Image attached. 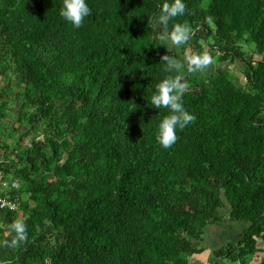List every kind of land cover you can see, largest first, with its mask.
Here are the masks:
<instances>
[{
  "label": "trees",
  "instance_id": "1",
  "mask_svg": "<svg viewBox=\"0 0 264 264\" xmlns=\"http://www.w3.org/2000/svg\"><path fill=\"white\" fill-rule=\"evenodd\" d=\"M88 2L77 28L63 0H0V170L19 185L4 193L17 208L0 209V259L189 264L226 203L248 225L210 264H264V0H185L170 28L192 35L170 51L153 24L164 0ZM205 51L204 73L183 79L196 119L164 148L161 57ZM16 220L28 238L4 245Z\"/></svg>",
  "mask_w": 264,
  "mask_h": 264
},
{
  "label": "clouds",
  "instance_id": "2",
  "mask_svg": "<svg viewBox=\"0 0 264 264\" xmlns=\"http://www.w3.org/2000/svg\"><path fill=\"white\" fill-rule=\"evenodd\" d=\"M186 10L185 0H164L158 16L153 17V24L160 32V40L167 41L169 51L173 46H180L187 42L191 35V26L187 22H175L170 28L173 18L182 16ZM92 12L88 0H63L59 14L74 27L79 28ZM210 19V18H209ZM164 71L168 73L156 85L150 97L154 108H167L169 111L158 124L156 137L158 142L169 148L179 139L178 130L184 129L196 119L183 103L185 71L189 73L205 69L213 57L208 52L193 53L183 60L173 58L169 54L161 57ZM148 101V100H147ZM16 235L11 242L4 240V245L15 246L28 238L26 224L23 220H16L12 225ZM0 264H9L7 260L0 259Z\"/></svg>",
  "mask_w": 264,
  "mask_h": 264
},
{
  "label": "crops",
  "instance_id": "3",
  "mask_svg": "<svg viewBox=\"0 0 264 264\" xmlns=\"http://www.w3.org/2000/svg\"><path fill=\"white\" fill-rule=\"evenodd\" d=\"M229 211V206L225 203L220 210V222L210 224L206 227L201 237V245L203 249L200 253L191 256L189 264H210L214 251L224 246L227 242H237L244 228L247 227L248 222L230 218ZM263 242L264 241L259 242L261 247ZM261 254L263 253L256 252L251 257L248 264H258V257H260Z\"/></svg>",
  "mask_w": 264,
  "mask_h": 264
},
{
  "label": "built area",
  "instance_id": "4",
  "mask_svg": "<svg viewBox=\"0 0 264 264\" xmlns=\"http://www.w3.org/2000/svg\"><path fill=\"white\" fill-rule=\"evenodd\" d=\"M18 186L16 179L5 178L0 170V209L15 210L17 208L16 200L4 193L6 190H16Z\"/></svg>",
  "mask_w": 264,
  "mask_h": 264
},
{
  "label": "rangeland",
  "instance_id": "5",
  "mask_svg": "<svg viewBox=\"0 0 264 264\" xmlns=\"http://www.w3.org/2000/svg\"><path fill=\"white\" fill-rule=\"evenodd\" d=\"M205 50H206V47L204 46L203 47ZM228 67L233 71L234 75H235V79H236V82L240 85L244 84L245 83V77H244V74L242 73V69H243V65L241 62L239 61H235L234 63H227ZM200 73H204V71L200 70L199 71ZM2 150L0 149V152ZM262 247L264 249V242L262 243ZM258 253V252H257ZM258 256V255H256ZM247 258H249L247 256ZM255 258V257H254ZM259 258V257H258Z\"/></svg>",
  "mask_w": 264,
  "mask_h": 264
}]
</instances>
